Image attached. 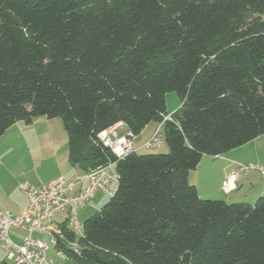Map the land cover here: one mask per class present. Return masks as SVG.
<instances>
[{"label":"trees","instance_id":"16d2710c","mask_svg":"<svg viewBox=\"0 0 264 264\" xmlns=\"http://www.w3.org/2000/svg\"><path fill=\"white\" fill-rule=\"evenodd\" d=\"M35 116L62 119L70 164L118 175L64 231L75 264H264V196L189 181L203 155L264 134V0H0V136ZM118 122L162 123L167 152L117 157L99 133Z\"/></svg>","mask_w":264,"mask_h":264},{"label":"built area","instance_id":"2783aa9c","mask_svg":"<svg viewBox=\"0 0 264 264\" xmlns=\"http://www.w3.org/2000/svg\"><path fill=\"white\" fill-rule=\"evenodd\" d=\"M169 117L167 115L163 120ZM161 127L162 123H159L144 144L146 148L162 142ZM134 138L135 135L128 130L116 133L115 126L99 133L102 143L120 158L135 151ZM253 170H259L264 178V166L259 163L236 162L222 180V191L231 193L238 178ZM117 186L118 175L112 169V163L82 171L72 178L59 175L41 186L29 181L21 182L19 188L27 198L26 207L17 214L9 210L0 212V248L5 252V258L10 264H53L47 255L50 247L56 249L58 256L66 257L59 248V242L64 238V231H71L75 236L80 234L79 207L84 206L96 192L112 196ZM39 235L46 236L48 240Z\"/></svg>","mask_w":264,"mask_h":264},{"label":"rangeland","instance_id":"374dc122","mask_svg":"<svg viewBox=\"0 0 264 264\" xmlns=\"http://www.w3.org/2000/svg\"><path fill=\"white\" fill-rule=\"evenodd\" d=\"M166 109L168 113L174 112L180 106V99L175 92H168L165 96ZM158 124V123H157ZM162 142L155 147L143 148L141 152H167L168 147L164 142V134L161 130ZM259 148V164L264 166V134L256 142ZM235 167V166H234ZM233 167V168H234ZM79 171L77 166L70 164L67 150V134L60 117L47 118L46 116H35L30 123L18 121L11 125L0 136V212L9 209L6 204V196L18 189L23 181H29L37 186L49 181L58 175L66 177L73 176ZM264 190V178L261 184ZM257 188L253 191L240 190L242 200L255 202ZM218 196V197H217ZM213 198H224L226 201H236L238 197L232 194H221ZM253 196V197H249ZM255 196V197H254ZM108 195L96 192L84 206L77 210V220L82 224L86 218L93 215L109 200ZM62 215H57L55 220ZM44 240L48 238L39 235ZM48 258L53 264H75L70 258L61 259L56 255V249L50 247L47 251ZM5 252L0 250V264H10L5 258Z\"/></svg>","mask_w":264,"mask_h":264},{"label":"crops","instance_id":"0c3cea01","mask_svg":"<svg viewBox=\"0 0 264 264\" xmlns=\"http://www.w3.org/2000/svg\"><path fill=\"white\" fill-rule=\"evenodd\" d=\"M113 126L116 127V133L122 134L127 131L125 125L122 122H118ZM157 126H158L157 123L151 122L142 130L141 133L135 135L134 147L136 151H141L143 148H146L144 144L146 143L147 140L151 138ZM261 136H258L252 141L237 148H234L221 156L203 155L197 167L194 170H192L189 174V181L190 183L196 186L199 195L205 198H213L217 195H220L222 180L226 175V173H228L231 169H233L236 162L259 163L260 155H259V148L256 142L259 140ZM112 169H113V165H112ZM80 172H82L81 169H79V171L76 172L73 176L67 178H72ZM261 180H263V176L259 170L250 171L249 173L241 175L238 178L236 182V187L229 194L238 197L236 198L238 199L236 201H242L241 197H246L248 195V194L243 196L239 195L238 193L242 189H246V191L248 192V191H253L255 188H257L258 194L256 195L264 194L263 187L260 185ZM45 183L46 182L40 183L37 186H41ZM249 197H253V196H249ZM6 204L9 207V209L6 210H9L11 213L17 214L23 208L26 207L27 198L20 188L18 189L14 188V191L13 193H11V195L7 194ZM0 250L2 249L0 248ZM55 256L61 259H66V257L58 256L57 252ZM3 260H5V256L3 257L2 261Z\"/></svg>","mask_w":264,"mask_h":264}]
</instances>
